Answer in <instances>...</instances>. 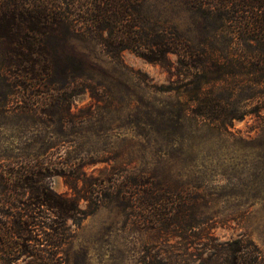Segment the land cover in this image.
Wrapping results in <instances>:
<instances>
[{
  "label": "rangeland",
  "instance_id": "374dc122",
  "mask_svg": "<svg viewBox=\"0 0 264 264\" xmlns=\"http://www.w3.org/2000/svg\"><path fill=\"white\" fill-rule=\"evenodd\" d=\"M158 1L148 0L154 13ZM165 2L161 17L177 24L195 48L213 47L217 55L241 46L230 44L224 30L207 41L213 18ZM76 44L88 60L78 83L65 91L20 90L0 106V171L44 142L63 158L98 161L84 166L88 174L117 179L118 200L103 203L79 225L68 222V264H140L144 255L196 264V245L187 248L184 231L161 219L187 201L207 220L199 237L206 231L221 241L243 235L264 252V108L214 124L194 114L199 108L183 88L161 90L180 85L174 63L165 67L129 50L113 59L94 41ZM57 98L68 113L64 121L43 114V103ZM251 105L238 103L247 110ZM29 106L36 110L32 116ZM50 185L74 193L61 176ZM0 210H6L2 193Z\"/></svg>",
  "mask_w": 264,
  "mask_h": 264
},
{
  "label": "trees",
  "instance_id": "16d2710c",
  "mask_svg": "<svg viewBox=\"0 0 264 264\" xmlns=\"http://www.w3.org/2000/svg\"><path fill=\"white\" fill-rule=\"evenodd\" d=\"M174 2L213 18L207 41L224 30L230 44L241 46L217 55L213 47L195 48L177 24L161 17L165 0L158 1L159 10L152 7L156 13L148 0H0V84L5 86L0 106L20 90L65 91L78 83L88 60L76 42L90 40L113 59L129 50L165 67L174 63L180 85L161 90L183 88L199 108L194 114L214 124L264 108V0ZM221 89L227 97L218 94ZM244 101L252 110L238 107ZM43 104L45 116L67 118L61 98ZM27 111L31 116L36 112L33 106ZM37 148L0 171L6 202V210H0V264H68V222L79 225L103 203L119 199L116 178L96 177L84 169L98 161L55 155L49 152L51 143ZM54 176H61L74 193L54 191ZM161 219H172L184 231L180 236L187 248L196 245V264H264V252L243 235L221 241L206 231L199 237L207 220L190 201ZM140 264L167 263L144 255Z\"/></svg>",
  "mask_w": 264,
  "mask_h": 264
}]
</instances>
